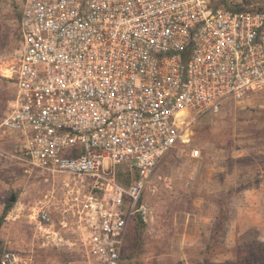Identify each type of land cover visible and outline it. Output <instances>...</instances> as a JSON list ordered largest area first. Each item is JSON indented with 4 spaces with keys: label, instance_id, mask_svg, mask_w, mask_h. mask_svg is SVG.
<instances>
[{
    "label": "built area",
    "instance_id": "obj_1",
    "mask_svg": "<svg viewBox=\"0 0 264 264\" xmlns=\"http://www.w3.org/2000/svg\"><path fill=\"white\" fill-rule=\"evenodd\" d=\"M19 31L16 64L0 67L15 88L0 129L5 155L49 184L28 223L60 242L58 215L76 262L121 264L161 158L200 118L264 92V1L22 0ZM121 165L137 173L127 187ZM0 264L23 261L8 251Z\"/></svg>",
    "mask_w": 264,
    "mask_h": 264
},
{
    "label": "rangeland",
    "instance_id": "obj_2",
    "mask_svg": "<svg viewBox=\"0 0 264 264\" xmlns=\"http://www.w3.org/2000/svg\"><path fill=\"white\" fill-rule=\"evenodd\" d=\"M232 1L247 5L264 0ZM21 4L22 0H0V67L5 70H10L19 57ZM14 90L12 80L0 75V124ZM191 133L190 145H178L167 152L149 179L142 200L151 214L143 225L138 224L137 217L131 221L121 264H183L201 260L225 250L224 241L235 234L233 229L230 233L231 226L250 218L255 190H264V92L255 94L248 103H226L217 114L200 118L192 125ZM191 148L201 150L200 160L189 157ZM12 152L13 141L0 129V215L14 198L0 225L4 249L15 253L23 264H79L69 245L73 236L59 229L58 215L52 220L54 231L62 238L60 242L58 238L52 240L54 236L46 238L42 232H34L29 225L28 208L42 200L49 184L5 155ZM206 193L213 194V222L222 229L209 233L213 243L191 247L186 238L194 232L184 230L187 214ZM247 252L248 248L241 247L238 254Z\"/></svg>",
    "mask_w": 264,
    "mask_h": 264
},
{
    "label": "crops",
    "instance_id": "obj_3",
    "mask_svg": "<svg viewBox=\"0 0 264 264\" xmlns=\"http://www.w3.org/2000/svg\"><path fill=\"white\" fill-rule=\"evenodd\" d=\"M208 177L210 176H207V179ZM255 192V207L250 209H253L250 211V218L245 217L247 219L245 223L237 222L231 226L230 233L233 229L235 234L232 238L226 239V242L224 241L226 249L209 257L203 256L201 260L186 261L183 264H264V190H255ZM212 197L213 194H204L198 203H193V211L187 214L188 219L184 230L194 232L192 235H190L191 233L187 235L188 246L200 247L210 242L213 243L214 240L210 239L212 235L210 236L209 233L222 229V227L216 228L218 225L213 222L215 216L213 206L215 205L211 203ZM239 213H241L240 207ZM250 230L251 232H249ZM245 231L249 233L240 234ZM241 247L248 248V252L238 254Z\"/></svg>",
    "mask_w": 264,
    "mask_h": 264
},
{
    "label": "trees",
    "instance_id": "obj_4",
    "mask_svg": "<svg viewBox=\"0 0 264 264\" xmlns=\"http://www.w3.org/2000/svg\"><path fill=\"white\" fill-rule=\"evenodd\" d=\"M240 8H241L240 5H235V6H232L230 9L238 10ZM18 18L20 19V15ZM116 178H117V181L119 184H121L124 187H127L130 184L132 178L133 179L137 178V173L136 172L132 173L125 166L121 165L117 169ZM11 207H12V202H8V204L6 205V207L3 210L2 214L0 215V225L4 221L6 215L9 213ZM137 222H138V224L143 225V222L141 221V219L139 217H137ZM5 252H8V251H6L4 249L3 242L0 240V261H1V258ZM122 260H123V257H122Z\"/></svg>",
    "mask_w": 264,
    "mask_h": 264
},
{
    "label": "water",
    "instance_id": "obj_5",
    "mask_svg": "<svg viewBox=\"0 0 264 264\" xmlns=\"http://www.w3.org/2000/svg\"><path fill=\"white\" fill-rule=\"evenodd\" d=\"M14 200V198L11 199V202Z\"/></svg>",
    "mask_w": 264,
    "mask_h": 264
}]
</instances>
